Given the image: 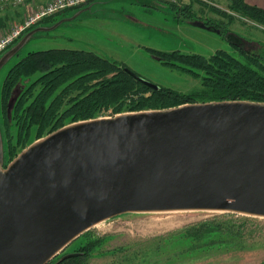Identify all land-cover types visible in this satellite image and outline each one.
Returning a JSON list of instances; mask_svg holds the SVG:
<instances>
[{"label":"water","instance_id":"obj_1","mask_svg":"<svg viewBox=\"0 0 264 264\" xmlns=\"http://www.w3.org/2000/svg\"><path fill=\"white\" fill-rule=\"evenodd\" d=\"M62 20L27 31L0 69L35 32ZM228 38L242 46L238 34ZM186 209L264 216V101H192L81 119L7 164L0 121V264H49L84 230L122 212Z\"/></svg>","mask_w":264,"mask_h":264},{"label":"rangeland","instance_id":"obj_2","mask_svg":"<svg viewBox=\"0 0 264 264\" xmlns=\"http://www.w3.org/2000/svg\"><path fill=\"white\" fill-rule=\"evenodd\" d=\"M172 1L191 3L194 17L180 20L183 11ZM212 5L229 11L232 16L219 12ZM178 11L181 12L178 14ZM55 17V22H41L38 25L51 26L60 19L64 20L53 28L35 32L0 69V115L5 75L30 50L58 46L91 49L125 63L133 71L156 83L190 92L201 87L200 78L165 64L148 47L164 50L179 48L205 54L225 48L242 58L237 44L228 38V33L222 32L215 24L206 23L205 18L224 23L226 32L242 37L245 48H258L264 41V25L229 10L224 0H215V4L206 0H92L83 6L59 12ZM9 48L0 54V58ZM30 79L26 77L24 84ZM20 91L21 86L17 85L10 111ZM0 120L2 123V116ZM34 140L35 132L29 143ZM4 145L7 164L14 157L11 158L7 150L6 137ZM18 150L20 146H17ZM216 213L221 214L222 211L122 212L84 230L49 264L62 253L79 250L82 246L87 248L83 264H264V216L219 215L222 219L232 218L237 222L241 229L236 235L215 232L199 238L186 234L189 225L213 218L218 215Z\"/></svg>","mask_w":264,"mask_h":264},{"label":"trees","instance_id":"obj_3","mask_svg":"<svg viewBox=\"0 0 264 264\" xmlns=\"http://www.w3.org/2000/svg\"><path fill=\"white\" fill-rule=\"evenodd\" d=\"M172 4L183 11H178V14L183 13L180 20L194 17L191 3L172 1ZM212 7L232 16L219 6ZM228 8L264 25L263 6L245 0H230ZM56 14L45 17L20 37L41 22H55ZM205 22L215 24L222 32L229 33L219 20L205 18ZM236 46L242 58L225 48L205 54L179 48L164 50L148 47L165 64L200 78L201 87L190 92L156 83L133 71L125 63L91 49L58 46L30 50L9 68L1 88V125L10 157H15L29 144L33 132L37 139L81 119L124 111L164 108L199 100L264 101V41L258 48ZM26 77L31 79L24 84ZM17 85L21 86V91L10 111ZM17 146H20L18 151ZM230 214L252 216L236 211H222L213 218L189 225L186 234L199 238L211 236L215 232L236 235L241 229L237 222L232 218L219 217ZM79 249L87 248L82 246ZM86 253L87 250L67 256L56 260L54 264H83Z\"/></svg>","mask_w":264,"mask_h":264},{"label":"built area","instance_id":"obj_4","mask_svg":"<svg viewBox=\"0 0 264 264\" xmlns=\"http://www.w3.org/2000/svg\"><path fill=\"white\" fill-rule=\"evenodd\" d=\"M90 0H0V7L25 6L19 20L0 27V54L13 44L28 28L65 9L82 5Z\"/></svg>","mask_w":264,"mask_h":264},{"label":"crops","instance_id":"obj_5","mask_svg":"<svg viewBox=\"0 0 264 264\" xmlns=\"http://www.w3.org/2000/svg\"><path fill=\"white\" fill-rule=\"evenodd\" d=\"M36 2H41L44 0H33ZM207 2H212L215 4V0H206ZM230 0H224V3L228 5ZM248 3L258 4L264 7V0H245ZM25 6H8L0 7V27H5L15 20L21 18Z\"/></svg>","mask_w":264,"mask_h":264},{"label":"flooded vegetation","instance_id":"obj_6","mask_svg":"<svg viewBox=\"0 0 264 264\" xmlns=\"http://www.w3.org/2000/svg\"><path fill=\"white\" fill-rule=\"evenodd\" d=\"M84 251H85V250H80V249H79V250H76V249H75V250L68 251V252H78V253H83ZM68 252H64V253H62L59 257H61L63 254L68 253ZM59 257H58V258H59ZM58 258H57V259H58ZM57 259H55V260H57Z\"/></svg>","mask_w":264,"mask_h":264}]
</instances>
